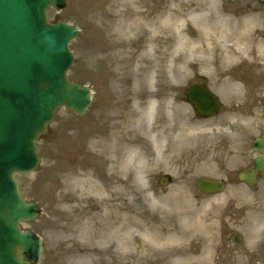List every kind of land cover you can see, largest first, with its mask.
Wrapping results in <instances>:
<instances>
[{
    "label": "rangeland",
    "instance_id": "374dc122",
    "mask_svg": "<svg viewBox=\"0 0 264 264\" xmlns=\"http://www.w3.org/2000/svg\"><path fill=\"white\" fill-rule=\"evenodd\" d=\"M178 1L66 0L62 10L50 8L47 11L49 20L60 18L82 28V34L70 44L74 59L68 77L73 82L87 85L93 92V102L83 117L63 109L55 114L48 133L36 144L40 156L37 169L17 176L22 197L36 202L42 209L36 221L22 227L33 230L43 239V255L50 259L51 264H82L81 260L90 247L87 238L80 233L81 224L74 223L73 219L81 220L86 213L97 212L98 199L97 196L88 195L83 207L76 202L84 194L81 191L83 181L75 174L91 170L102 179L106 178L107 165L92 162L87 157L88 140L101 124L100 120L104 121V116L110 113L111 105L121 100L117 97L122 95L127 99L129 92H133L143 66L141 59L148 56L150 49L145 34H139L138 30L136 35H131L127 27L134 21L139 23V19L149 21L158 17L164 21L167 18L165 12L174 8ZM231 1L214 0L211 5L216 6L220 15L227 14L239 21L252 1L255 6L251 5V9L254 7V11H259L261 28L264 26V5H257L254 0H243L242 5ZM185 9L183 7V11L171 19L177 20L174 29L156 35L160 41L167 42L157 46L155 52H150L155 61L145 63L148 71L154 63L152 80L154 88L162 90L163 98L160 100L164 102L162 113L164 121L166 117V124L177 122L180 125L189 121L190 126L202 136L193 137L194 142L183 148L175 146L170 136L169 144L165 140L160 141L161 146L144 155L140 163H134L131 166L133 178L129 198L134 214L147 217L155 212L173 214L185 205L180 200L188 197L194 203V218L202 216L204 223L212 218L213 223H217L221 208L225 213L228 209L224 207L232 206L227 199L231 201L230 197L235 196L238 202L248 201L249 189L238 185L235 175L248 161L251 166V160L257 156L250 148L252 139L264 134V52L258 56L262 74L259 78L252 76L257 75L252 73L255 63L250 65L245 59L238 65L227 66L231 67L227 75L235 79V85L240 90L238 94L234 93L232 87L221 84L226 76H218L213 67L203 65L207 60L206 52L192 50V47L201 45L199 37L209 28L202 26L199 20H192L190 12L183 13ZM202 10L206 13L209 7L204 6ZM132 11L134 13L131 15ZM144 23L149 24L150 21ZM259 36L262 44L255 41L251 49L258 46L264 51V30ZM230 43L228 41L225 45L230 46ZM118 59H125V62L119 64ZM247 69L249 76H242L243 70ZM158 71L163 74L160 79L156 77ZM198 80L207 83L219 97L222 104L220 116L197 120L190 106L184 102V88ZM220 118L224 121L218 132L212 125ZM242 120L247 121L244 127ZM137 136L146 138L143 132L137 133ZM233 143L244 144V148H236ZM166 174L171 177L172 184L162 188L157 178ZM200 177L226 180V193L204 198L195 187ZM259 187L255 185L253 189L258 190ZM149 219L153 222L154 217ZM182 242L187 244L188 240ZM202 245L201 240L197 245L182 249L188 257L191 250L199 249ZM121 252H116L115 256L111 252L104 254L95 264H173L171 259L144 262L145 258L140 260L130 253Z\"/></svg>",
    "mask_w": 264,
    "mask_h": 264
},
{
    "label": "bare ground",
    "instance_id": "6f19581e",
    "mask_svg": "<svg viewBox=\"0 0 264 264\" xmlns=\"http://www.w3.org/2000/svg\"><path fill=\"white\" fill-rule=\"evenodd\" d=\"M237 1V0H235ZM214 0H179L178 4L168 10L165 20L160 21L156 19L145 21L139 19L130 23L127 31L131 35L145 34L148 39V56L141 59L142 68L140 70L139 81L134 84L133 92L126 99L124 96L117 97L118 100L111 105V111L108 116H104L109 123V131L98 130L93 135L90 142V150L95 157L101 160L104 166L107 165L108 172L106 178L102 179L94 171L86 170L77 172L75 175L79 176L83 181L82 193L79 196L78 202L86 201L88 195L101 196L99 199V210L92 216L85 217L81 234L87 238L90 247L85 252L82 264H95L92 256L96 253L98 245L101 247L99 255L104 252L114 250H121L122 253L128 252L132 256L143 260L157 255L154 246H159L161 241L167 238L178 240L181 235L184 239L189 237L190 231L185 229L179 232H172L170 229L174 227L170 225L173 219H178L187 211H180L176 214L166 215L163 212H155L151 214L154 219L153 222L146 219V217H139V214H134L131 209L132 202L128 196L130 195L131 184L129 176H132V165L140 163L143 156L148 152L153 151V148L161 146L160 141L165 140L169 144V138L172 137V142L175 146L180 145L182 148L188 145L191 141L194 142L193 137L202 136L198 130L190 126L189 121L181 123L175 122L173 125H167L166 117L164 121V102L160 100L162 97L158 90H155L152 80V75L155 73L152 68L148 71L145 62L155 61L150 52H155L157 46L163 45L167 42L160 41L159 35L164 33V30L174 29L177 20L171 21L173 17L180 14L185 7V12H190L193 17L192 20L198 21L204 26L207 25L209 30L204 31L200 35V46L192 47L195 52H206L207 60L203 62L207 68L214 69L218 76L225 74L224 69L229 64L238 62L242 57L240 53L244 54L249 45L254 43L253 29L256 26V21L253 16H246L239 21L232 19L227 14L220 15V12L215 5H211ZM204 6L209 7L205 13ZM134 11L131 12V15ZM201 13L205 15H201ZM135 18L137 15L134 14ZM199 18V19H198ZM148 34V35H147ZM231 41L234 45L232 49L227 47L226 42ZM192 51V52H193ZM145 59V60H144ZM125 62V59H118V63ZM210 70V69H209ZM148 71V72H147ZM160 72V74H159ZM156 74L159 79L163 77L161 71ZM230 83L235 84V80L231 79L222 82L223 87L230 86ZM236 88V87H235ZM236 90V89H235ZM237 91V90H236ZM115 92H118L115 90ZM128 104H124L125 102ZM162 102V103H161ZM160 115V118L158 117ZM143 132L148 140L145 143L137 136V133ZM153 147L150 148V146ZM73 174V173H72ZM130 174V175H129ZM127 176V177H126ZM184 202H187L186 200ZM186 209V206L182 205ZM191 213H188L179 221L186 219V223L190 219ZM185 223V224H186ZM197 222L195 226L197 227ZM157 253H161L158 251ZM170 251H163L161 256L168 258ZM173 255V253H172Z\"/></svg>",
    "mask_w": 264,
    "mask_h": 264
},
{
    "label": "water",
    "instance_id": "95a60500",
    "mask_svg": "<svg viewBox=\"0 0 264 264\" xmlns=\"http://www.w3.org/2000/svg\"><path fill=\"white\" fill-rule=\"evenodd\" d=\"M260 1H264V0H260ZM57 0H45L46 5L43 6L42 8H40V19H41V23H39L40 26H47V23L45 21V14L44 11L45 9L49 6V5H59L62 6L63 4L61 2H57ZM7 51V45H3L0 48V59L4 57V55L6 54ZM10 57V56H9ZM33 68H35V66H31L28 68H25L28 70V75L31 77V73H33ZM23 70H24V65H21V70L20 73L18 74L20 76V78L16 79V81H14L13 84V88L12 90L16 87H18L19 81L22 77L23 74ZM25 73H27L25 71ZM17 75V76H18ZM11 76L7 75L6 78H10ZM43 78H41V75H35L34 77H31L28 79L27 82H25L22 86H21V91L22 94L25 95L27 93V91H29L31 88L33 87H39V85L44 84L46 85V87L48 88L49 85H51V81H52V77L49 78V80L47 82L42 81ZM63 81L65 83V87H61V90L59 92H57L56 97L58 98L55 101H50L48 102V109H45V114L40 118V116L35 117L34 120L36 122V124L32 125L30 122L27 124V128L26 130H29V138L26 139V142L29 143V145L31 146L32 150V139H34L36 137V135L42 131L44 129L45 124L50 120L47 119V116L49 114L50 118L52 117V113L55 109L56 106L58 105H65L68 108L74 109V110H78L81 111L82 107H85L87 104V96L85 95V93L79 89L78 87H76L75 85H69L65 78L63 77ZM42 87H44L43 85H41ZM4 86L1 85V89ZM60 93H63L60 94ZM185 95L187 96L188 100H190L194 106L196 107L197 111L200 114H211L214 110L215 107V102L212 100L211 96L201 87H193L189 90L185 91ZM8 105L7 108V117L4 121L0 122L1 123V131H0V152L1 150H3L4 146L7 145V143L5 142V139L7 141V139L10 137L9 135L11 134V132L13 131V126H9V119L8 116L11 113V111L16 107V103L14 104L13 102H10L9 98H7L5 100L4 103L0 104V109L5 105ZM46 106V107H47ZM47 119V120H46ZM42 126V127H40ZM5 134L6 137L4 136ZM256 144V150H259L261 152H263L264 154V140H256L255 142ZM33 154V151H32ZM22 161V158L18 159V161H16L14 164L8 166L7 168H5V171L8 172L9 174V178L10 180L13 181L12 175L15 172H19V171H26V169L24 170H19L17 169V165H19ZM255 167L258 170H261L264 174V155L262 158H260L259 160L256 161L255 163ZM34 167H32L31 169H33ZM31 169H27V170H31ZM201 185V189L203 190H209L213 185L211 183H207V182H203L201 181L200 183ZM16 210L17 211V215L15 217H13L12 211ZM37 212V209L34 208V206L30 205L27 206L26 204H24L20 197L18 195H16V197L14 198V201H12L11 199L7 198L5 199V205L4 208L0 211V218L2 220H4V222L8 225V226H12L15 228L16 230V237H15V245L14 246H10L9 251L7 256L10 257V262L9 263H5L1 258H0V264H22L21 262H19V260H17L16 258V253L17 250H20L21 255L25 254L27 255L28 253H31V256L34 257L35 253L38 254V249H36L37 245L36 242H34L32 240V236L28 233L25 234H19L18 229H17V222L19 220H30L32 219L35 214ZM13 217V218H12Z\"/></svg>",
    "mask_w": 264,
    "mask_h": 264
},
{
    "label": "flooded vegetation",
    "instance_id": "af4514ba",
    "mask_svg": "<svg viewBox=\"0 0 264 264\" xmlns=\"http://www.w3.org/2000/svg\"><path fill=\"white\" fill-rule=\"evenodd\" d=\"M221 228L224 229V226L221 225ZM226 229V228H225ZM226 236L228 237L225 241H222V244L216 250V257L223 260L227 259V257L236 254L238 258H242L243 263L241 264H259L258 256L259 249L256 247H247L243 246L239 248L235 243V239H232V234L226 232ZM230 241L233 244H230ZM235 242V243H234ZM222 264H228V262H222Z\"/></svg>",
    "mask_w": 264,
    "mask_h": 264
}]
</instances>
